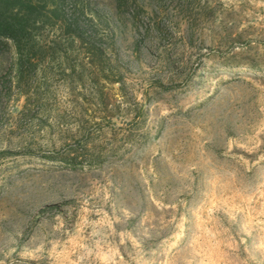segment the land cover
<instances>
[{
    "label": "rangeland",
    "instance_id": "1",
    "mask_svg": "<svg viewBox=\"0 0 264 264\" xmlns=\"http://www.w3.org/2000/svg\"><path fill=\"white\" fill-rule=\"evenodd\" d=\"M60 14L0 40V264H264V0Z\"/></svg>",
    "mask_w": 264,
    "mask_h": 264
},
{
    "label": "trees",
    "instance_id": "2",
    "mask_svg": "<svg viewBox=\"0 0 264 264\" xmlns=\"http://www.w3.org/2000/svg\"><path fill=\"white\" fill-rule=\"evenodd\" d=\"M64 7L65 0H0V40L20 51L33 31L59 20Z\"/></svg>",
    "mask_w": 264,
    "mask_h": 264
}]
</instances>
